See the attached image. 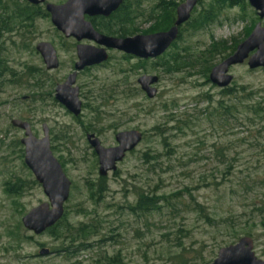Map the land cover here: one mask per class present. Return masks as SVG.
I'll return each mask as SVG.
<instances>
[{
	"label": "rangeland",
	"instance_id": "1",
	"mask_svg": "<svg viewBox=\"0 0 264 264\" xmlns=\"http://www.w3.org/2000/svg\"><path fill=\"white\" fill-rule=\"evenodd\" d=\"M155 3L142 2L144 17L135 19L134 35H145V17ZM210 4L199 1L161 57L130 59L109 50L105 63L78 74L81 114L74 117L55 101L54 91L77 61L75 41L57 32L43 7L24 19L16 12L30 7L25 0H0V264H211L221 248L245 235L217 231L205 216L239 217L252 234L254 255L264 261V225L247 219L251 199L264 202V124L245 120L250 98L264 108V68L250 70L247 61L231 67L230 98L208 80L210 70L234 53L230 48L257 23L264 28V19L244 1L223 5L194 30ZM39 43L53 46L57 70H45L35 51ZM214 43L222 45L220 51L211 49ZM143 75L158 78L154 99L139 89ZM221 101L237 105L228 122L214 111ZM13 119L29 123L37 139L47 127L52 154L70 181L60 223L39 235L24 229L21 219L48 200L24 164L23 133L12 128ZM129 130L140 131L141 142L100 178L86 134L108 148L116 145L117 133ZM221 151L224 158L218 159ZM227 165L230 174L221 175ZM212 175L218 187L199 186ZM244 182L252 185L247 194ZM140 197L153 200L154 209L132 212ZM80 228L85 236L71 242V232ZM42 249L50 254L39 256Z\"/></svg>",
	"mask_w": 264,
	"mask_h": 264
},
{
	"label": "water",
	"instance_id": "2",
	"mask_svg": "<svg viewBox=\"0 0 264 264\" xmlns=\"http://www.w3.org/2000/svg\"><path fill=\"white\" fill-rule=\"evenodd\" d=\"M31 5H40L43 0H25ZM200 0H184L176 8L174 24L167 31L154 34L134 35L131 37H112L97 32L88 19L95 17L108 18L115 13L123 0H66L62 5L46 4L45 10L50 16L53 27L76 42L88 41L94 46L78 45L77 62L74 71L65 82L55 89L54 99L67 112L77 117L81 114V102L78 88L75 87L77 73L85 68L101 65L108 60L107 51L113 50L138 60H154L162 56L179 37L180 28L188 22L193 9ZM256 12L259 20L264 19V0H245ZM87 18V19H86ZM36 52L42 59L47 71L56 70L59 66L57 55L49 43H39ZM251 54V55H250ZM247 61L250 70L264 68V28L257 23L251 34L240 43L234 53L214 66L208 75L209 82L218 89H226L232 83L229 69ZM158 78L143 75L137 80L140 91L147 99H154ZM10 125L23 132L20 144L23 147L25 166L41 186L48 203H43L29 211L22 219L24 229L35 235L42 234L55 226L62 218L63 205L67 201L70 181L66 178L58 161L50 149L48 129L42 127L43 136H33L30 125L17 119ZM88 145L93 149L98 160V176L106 177L116 170V165L126 154L132 152L142 140L138 131L119 132L115 135L116 146L104 148L93 135L86 136ZM253 241L250 237L240 238L236 244L221 248L211 264H264L253 253ZM46 249L39 251V256H46Z\"/></svg>",
	"mask_w": 264,
	"mask_h": 264
},
{
	"label": "trees",
	"instance_id": "3",
	"mask_svg": "<svg viewBox=\"0 0 264 264\" xmlns=\"http://www.w3.org/2000/svg\"><path fill=\"white\" fill-rule=\"evenodd\" d=\"M144 0H125L124 3L120 6V8L113 13L110 17L107 19L104 18H96L91 19L90 22L93 26V28L104 35L112 36V37H128L133 36L138 32L137 29L134 28V22L135 19L139 17H144L141 14V4ZM245 0H212V5L210 4V9L206 15L199 16L194 21V27L193 29L196 30L200 27H204L209 21H210V15L214 14L217 9L221 8L223 5L227 4L228 6L242 4ZM179 4L176 3V0H156V3L152 6L151 10L149 11L148 15L145 17L146 21L150 23L149 28L143 32L144 34H154L158 32H164L167 31L170 27L173 26L175 16H176V8ZM38 9L34 7H24L22 10H17L16 15L18 17H23L24 19H31L35 15H37ZM250 33V32H249ZM248 33V34H249ZM180 34V32H179ZM174 44V43H173ZM172 44V45H173ZM171 45V46H172ZM222 45L219 44H212L211 49L215 52L217 50H221L220 47ZM232 52L235 50V45L230 48ZM176 66H180V64L177 63ZM209 70V68H208ZM207 70V71H208ZM39 88V87H38ZM233 89L227 88L225 90H222L221 95L225 98L232 97ZM234 99L237 100V103L239 102L238 96H234ZM251 102L250 105L245 108L247 110V113L251 116H246L245 120L255 123V120H261L262 124H264V108H262V104L258 101H255L250 98ZM223 101V100H222ZM219 102L218 106L214 109V111L219 113L220 117H222L221 120L226 121V118H232L233 113H237V105L230 104L223 102ZM231 101V100H230ZM228 122V121H226ZM224 158V152L218 153V159ZM230 166L227 165L224 167L221 175H228ZM214 175L211 176L210 179L201 178V181L198 182L199 186L206 187H218L220 182H217L215 178H213ZM241 190L247 194L249 191H252V185L245 183L241 186ZM176 196V195H173ZM259 199L258 201H256ZM156 203V202H155ZM156 207V206H154ZM248 207H252L249 211V216L247 217L248 221L251 220V222L257 221V223L262 227L264 225V202L262 203V199L254 196ZM153 200L149 199L148 197H140L135 206L132 207L130 210L132 212L136 213H144L146 211L153 210ZM207 225H212V227H215L218 231L219 228L225 230L229 234L232 233V236L235 238H238L239 235H245V237H251L252 234L247 230L244 226V224L240 223L239 217L234 218H228V219H219L216 220L215 218H208L205 216ZM60 223V222H59ZM58 223V224H59ZM57 224V225H58ZM56 225V226H57ZM55 228V227H54ZM53 227L50 230L54 229ZM85 231L83 232L82 228L75 230L74 232H71L70 238L73 239L71 242H75L74 238L80 236L83 234V237L85 236ZM112 264H116L117 260L112 259Z\"/></svg>",
	"mask_w": 264,
	"mask_h": 264
},
{
	"label": "flooded vegetation",
	"instance_id": "4",
	"mask_svg": "<svg viewBox=\"0 0 264 264\" xmlns=\"http://www.w3.org/2000/svg\"><path fill=\"white\" fill-rule=\"evenodd\" d=\"M43 1H44V0H43ZM124 1H125V0H123V3H124ZM25 2H26V1H25ZM65 2H66V1H65ZM26 3H27V2H26ZM123 3H122V4H123ZM27 4H28L30 7H34V8H36V9H38V10H39V8H41V7H43L44 10H45V5H46V4H49V3H46V2L44 1L42 4H40V5H35V6H34V5H31V4H29V3H27ZM122 4H121V5H122ZM60 5H62V4H60ZM119 8H120V7H119ZM119 8H118V9H119ZM45 12H46V10H45ZM46 13H47V12H46ZM48 15H49V14H48ZM110 16H111V15H110ZM110 16H109V17H110ZM96 18H102V17H95V18H91V19H96ZM86 19H87V18H86ZM91 19H88V20L90 21ZM104 19H107V18H104ZM261 21H262V20H261ZM57 32H58V31H57ZM58 33L61 34L60 32H58ZM61 35H62V34H61ZM62 37L65 38L64 35H62ZM65 39H72L73 41H75V45H74L75 52H76V47H77L78 45H87V44H82V41H81V42H76V40L73 39V38H65ZM84 41H85V40H84ZM87 42H88V41H87ZM92 44H93V43H92ZM37 45H38V44H37ZM37 45H36V46H37ZM36 46H35V48H36ZM51 46H52V45H51ZM87 46H94V47H96L94 44H93V45H87ZM52 47H53V46H52ZM170 47H171V46H170ZM170 47H169V48H170ZM53 49H54V48H53ZM54 50H55V49H54ZM35 51H36V49H35ZM55 52H56V51H55ZM107 52H108V51H107ZM119 53H120V52H119ZM121 54L124 55V56H122L123 58H130V59L134 58V57H132V56L125 55V54H123V53H121ZM56 55H57V54H56ZM160 57H161V56H160ZM57 59H58V58H57ZM135 59H136V58H135ZM41 60H42V59H41ZM58 62H59V61H58ZM76 62H77V61H76ZM76 62H75V63H76ZM75 63H74V64H75ZM74 64H73V67H72V69H73L72 72L74 71ZM101 65H102V64H101ZM97 66H99V65H97ZM58 67H59V66H58ZM93 67H95V66H93ZM44 68H45V67H44ZM90 68H92V67L85 68L83 71L77 73V75L80 74V73H82V72H84V71H86V70H89ZM57 69H58V68H57ZM57 69H56V70H57ZM45 70H46V69H45ZM46 71H47V70H46ZM53 71H55V70H53ZM47 72H52V71H47ZM72 72H71V73H72ZM71 73H70V74H71ZM70 74H69V75H70ZM69 75H68V76H69ZM77 75H76V79H77ZM68 76H67V77H68ZM67 77H66V78H67ZM75 82H76V81H75ZM57 86H58V85H57ZM57 86H56V87H57ZM75 87H76V86H75ZM55 89H56V88H55ZM223 90H224V89H223ZM54 93H55V91H54ZM54 95H55V94H54ZM78 95H79V94H78ZM23 122H24V121H23ZM28 124H29V123H28ZM29 125H30V124H29ZM12 128H13V127H12ZM14 129H15V128H14ZM30 129H31V126H30ZM17 130H18V129H17ZM19 131H21V130H19ZM129 131H138V130H129ZM21 132H22V131H21ZM31 132H32V130H31ZM123 132H126V131H123ZM138 132H140V131H138ZM22 133H23V132H22ZM140 133H141V132H140ZM88 134H90V133H87L86 136H87ZM93 135H94V134H93ZM141 135H142V133H141ZM94 136H95V135H94ZM95 137H96V136H95ZM142 137H143V135H142ZM96 138H97V137H96ZM97 139H98V138H97ZM114 139H115V136H114ZM98 140H99V139H98ZM99 142H100V141H99ZM87 143H88V142H87ZM100 144H101V142H100ZM101 145H102V144H101ZM115 146H116V145H115ZM115 146H112V147H115ZM102 147H103V146H102ZM112 147H108V148H112ZM104 148H105V147H104ZM106 177H107V176H106ZM100 178H102V177H100ZM104 178H105V177H104Z\"/></svg>",
	"mask_w": 264,
	"mask_h": 264
}]
</instances>
